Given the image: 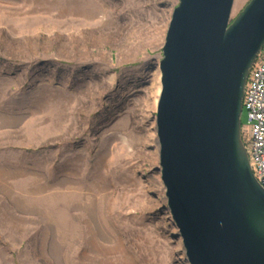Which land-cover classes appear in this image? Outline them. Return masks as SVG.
<instances>
[{
    "label": "rangeland",
    "instance_id": "obj_1",
    "mask_svg": "<svg viewBox=\"0 0 264 264\" xmlns=\"http://www.w3.org/2000/svg\"><path fill=\"white\" fill-rule=\"evenodd\" d=\"M179 2L0 0V264H190L156 131Z\"/></svg>",
    "mask_w": 264,
    "mask_h": 264
},
{
    "label": "water",
    "instance_id": "obj_2",
    "mask_svg": "<svg viewBox=\"0 0 264 264\" xmlns=\"http://www.w3.org/2000/svg\"><path fill=\"white\" fill-rule=\"evenodd\" d=\"M180 0L160 61L156 131L167 205L190 264H264V179L242 134L264 0Z\"/></svg>",
    "mask_w": 264,
    "mask_h": 264
},
{
    "label": "built area",
    "instance_id": "obj_3",
    "mask_svg": "<svg viewBox=\"0 0 264 264\" xmlns=\"http://www.w3.org/2000/svg\"><path fill=\"white\" fill-rule=\"evenodd\" d=\"M243 106L250 122L243 140L255 177L264 179V47L253 64L245 86ZM245 131V132H243Z\"/></svg>",
    "mask_w": 264,
    "mask_h": 264
},
{
    "label": "bare ground",
    "instance_id": "obj_4",
    "mask_svg": "<svg viewBox=\"0 0 264 264\" xmlns=\"http://www.w3.org/2000/svg\"><path fill=\"white\" fill-rule=\"evenodd\" d=\"M161 97V92L157 93V98L159 99Z\"/></svg>",
    "mask_w": 264,
    "mask_h": 264
}]
</instances>
